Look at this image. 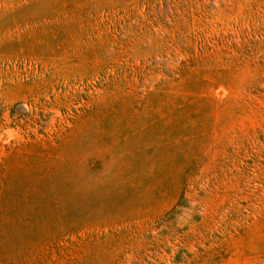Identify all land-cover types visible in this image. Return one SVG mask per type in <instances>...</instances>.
I'll list each match as a JSON object with an SVG mask.
<instances>
[{
  "label": "rangeland",
  "instance_id": "obj_1",
  "mask_svg": "<svg viewBox=\"0 0 264 264\" xmlns=\"http://www.w3.org/2000/svg\"><path fill=\"white\" fill-rule=\"evenodd\" d=\"M0 264H264V0H0Z\"/></svg>",
  "mask_w": 264,
  "mask_h": 264
}]
</instances>
